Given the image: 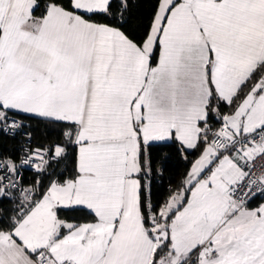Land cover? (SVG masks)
Segmentation results:
<instances>
[{
    "label": "snow or ice",
    "instance_id": "1",
    "mask_svg": "<svg viewBox=\"0 0 264 264\" xmlns=\"http://www.w3.org/2000/svg\"><path fill=\"white\" fill-rule=\"evenodd\" d=\"M149 4L0 0V264H264V0Z\"/></svg>",
    "mask_w": 264,
    "mask_h": 264
},
{
    "label": "trees",
    "instance_id": "2",
    "mask_svg": "<svg viewBox=\"0 0 264 264\" xmlns=\"http://www.w3.org/2000/svg\"><path fill=\"white\" fill-rule=\"evenodd\" d=\"M141 6L137 11L138 17L141 19H146L148 13L150 12L149 0H139ZM166 151L169 156L168 170L165 172L163 178L157 181L155 190L159 192L162 189H166L170 181H173L174 177H179L181 173L184 172L185 162L182 161L179 156L176 154L175 150L172 148H166ZM174 183V181H173Z\"/></svg>",
    "mask_w": 264,
    "mask_h": 264
}]
</instances>
